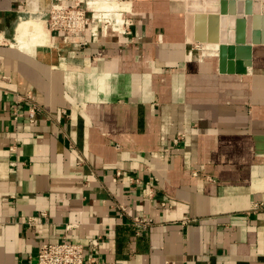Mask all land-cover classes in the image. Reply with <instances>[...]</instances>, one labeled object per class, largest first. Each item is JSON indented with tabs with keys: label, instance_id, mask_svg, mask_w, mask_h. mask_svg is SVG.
I'll list each match as a JSON object with an SVG mask.
<instances>
[{
	"label": "crops",
	"instance_id": "obj_1",
	"mask_svg": "<svg viewBox=\"0 0 264 264\" xmlns=\"http://www.w3.org/2000/svg\"><path fill=\"white\" fill-rule=\"evenodd\" d=\"M56 1L0 0V264L65 238L98 264H264V45L248 74H222L230 6L125 0L130 35L20 48L18 26Z\"/></svg>",
	"mask_w": 264,
	"mask_h": 264
},
{
	"label": "built area",
	"instance_id": "obj_2",
	"mask_svg": "<svg viewBox=\"0 0 264 264\" xmlns=\"http://www.w3.org/2000/svg\"><path fill=\"white\" fill-rule=\"evenodd\" d=\"M132 13L128 9L125 0H72L71 4L65 0H58L53 3L48 17L45 20L46 28L51 35V40L55 43L60 37L66 43L73 42L74 38L81 40L74 45L85 47L91 43H98L100 40L110 35L126 36L130 35L133 26ZM26 100L32 102L29 110V119L35 121L38 105L34 104L33 96L29 94ZM185 139V134H177L173 140V147H178ZM13 150H15L13 148ZM171 149L164 150V155H168ZM157 154H155L156 156ZM118 180H123L121 172L116 173ZM130 183H139L136 178H130ZM264 208L263 204L255 205L253 211L256 212ZM125 213L126 210L121 208ZM43 213L38 216L29 217L27 224L30 227L38 226L46 218ZM188 223V220L184 221ZM137 225L144 224L143 221L135 219ZM91 247H98L99 241L92 240ZM94 258H88L85 247L71 242L65 238L57 244H43L38 252L37 264H98Z\"/></svg>",
	"mask_w": 264,
	"mask_h": 264
},
{
	"label": "water",
	"instance_id": "obj_3",
	"mask_svg": "<svg viewBox=\"0 0 264 264\" xmlns=\"http://www.w3.org/2000/svg\"><path fill=\"white\" fill-rule=\"evenodd\" d=\"M230 14L238 16L236 26V39L235 44L231 46L220 45L219 62L220 70L222 74H236L246 75L248 74V68L252 65V46L253 45H264V32H259V28L263 27L264 30V14L253 13V0H239L238 12L235 10L234 2L229 4L227 0H221V12L222 15ZM246 15V18L243 16ZM247 22L254 23L255 32L252 40L247 42L246 40V25ZM205 44V42H199ZM247 45V46H245ZM238 57H237V56ZM237 57V63L233 59Z\"/></svg>",
	"mask_w": 264,
	"mask_h": 264
},
{
	"label": "bare ground",
	"instance_id": "obj_4",
	"mask_svg": "<svg viewBox=\"0 0 264 264\" xmlns=\"http://www.w3.org/2000/svg\"><path fill=\"white\" fill-rule=\"evenodd\" d=\"M263 5V3H262ZM17 44L23 50L32 51L30 46L33 44H40V46L50 45L51 35L46 28L44 21L39 19H30L23 21L17 29L16 38Z\"/></svg>",
	"mask_w": 264,
	"mask_h": 264
}]
</instances>
